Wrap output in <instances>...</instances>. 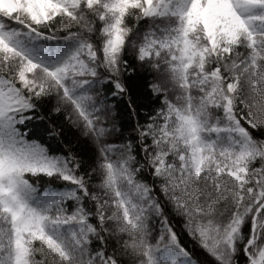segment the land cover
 Wrapping results in <instances>:
<instances>
[{
	"label": "snow or ice",
	"instance_id": "obj_1",
	"mask_svg": "<svg viewBox=\"0 0 264 264\" xmlns=\"http://www.w3.org/2000/svg\"><path fill=\"white\" fill-rule=\"evenodd\" d=\"M0 264H264V0H0Z\"/></svg>",
	"mask_w": 264,
	"mask_h": 264
}]
</instances>
